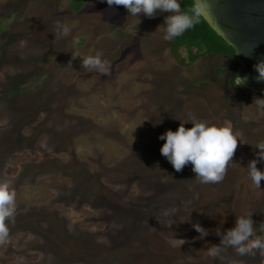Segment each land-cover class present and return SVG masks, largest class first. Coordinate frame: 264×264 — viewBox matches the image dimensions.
Returning <instances> with one entry per match:
<instances>
[{"label": "rangeland", "instance_id": "374dc122", "mask_svg": "<svg viewBox=\"0 0 264 264\" xmlns=\"http://www.w3.org/2000/svg\"><path fill=\"white\" fill-rule=\"evenodd\" d=\"M73 2L0 0V180L17 209L0 264H264L259 252L208 253L236 216L252 213L264 235V181L256 187L247 170L264 140L253 104L264 96L227 89L226 57L171 56L170 13L135 17L106 0L74 12ZM97 52L107 75L81 67ZM190 116L240 140L219 183L160 154L159 136Z\"/></svg>", "mask_w": 264, "mask_h": 264}, {"label": "clouds", "instance_id": "9594fccd", "mask_svg": "<svg viewBox=\"0 0 264 264\" xmlns=\"http://www.w3.org/2000/svg\"><path fill=\"white\" fill-rule=\"evenodd\" d=\"M109 7L123 6L129 14L138 17L144 14L147 18H155L157 12L170 13L165 17L166 41L181 36L186 30L199 22V17L207 8V0H196L195 6L189 12L181 11L179 0H106ZM56 36H67L69 28L57 23ZM78 53L72 52V58L76 59ZM70 64V63H69ZM81 67L87 71H97L107 75L106 61L102 59V53L82 58ZM253 68L257 75L254 79L257 82H264V60H260ZM245 80L247 78H244ZM238 84L241 82L237 78ZM253 104L258 109L264 110V98H254ZM191 122V128H186L185 123ZM165 141L160 148V154L172 165L176 172L191 164L195 178L202 184H216L221 182L232 162L238 147L237 135L227 126L218 127L199 121L195 116H190L187 121L180 124L176 131L167 130L159 136ZM258 149L257 159H253L247 166L248 174L256 187H260L264 181V171H261L257 164L264 162V140L253 145ZM16 192L10 190L6 180H0V243L9 236L7 222L13 220L16 215ZM251 214L236 216L235 226L221 233L220 244L213 245L208 249L212 257L220 256V253L227 248H232L237 255H255L257 252L264 255V235H257L254 221ZM167 215V213H166ZM170 226V225H169ZM193 228L201 234L207 235V231L199 224H193ZM260 231L264 233V223L259 225ZM177 240V239H176ZM181 245L185 243L178 240Z\"/></svg>", "mask_w": 264, "mask_h": 264}, {"label": "water", "instance_id": "95a60500", "mask_svg": "<svg viewBox=\"0 0 264 264\" xmlns=\"http://www.w3.org/2000/svg\"><path fill=\"white\" fill-rule=\"evenodd\" d=\"M191 1L194 7L196 0ZM201 19L231 48L237 63L232 76L236 87L264 96V82L254 79L253 68L264 60V0H207Z\"/></svg>", "mask_w": 264, "mask_h": 264}, {"label": "trees", "instance_id": "16d2710c", "mask_svg": "<svg viewBox=\"0 0 264 264\" xmlns=\"http://www.w3.org/2000/svg\"><path fill=\"white\" fill-rule=\"evenodd\" d=\"M87 1L96 0H78L76 4L73 2L69 9L74 12L78 11ZM179 2L181 3V11L190 13L193 8L192 1L179 0ZM177 47L185 48V51L189 56V64H191L196 58L205 55L218 54L228 56L231 60L229 79L232 80V74L237 67V63L233 59L232 50L207 27L201 17H199V22L195 23L192 28L186 30L181 36L175 37L169 42L170 55Z\"/></svg>", "mask_w": 264, "mask_h": 264}, {"label": "flooded vegetation", "instance_id": "af4514ba", "mask_svg": "<svg viewBox=\"0 0 264 264\" xmlns=\"http://www.w3.org/2000/svg\"><path fill=\"white\" fill-rule=\"evenodd\" d=\"M212 55H215V56H221V57H226V58H228V66H227V72H226L227 77H226V79H225V83H226V87H227V89H228L229 91H231V92L236 91V90H237L236 85L233 83V80L229 79V78H230L229 67H230V65H231V60H230V58H229L228 56H224V55H218V54H212ZM234 71H235V70H234ZM233 73H234V72H233ZM232 76H233V74H232Z\"/></svg>", "mask_w": 264, "mask_h": 264}]
</instances>
